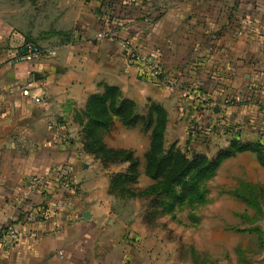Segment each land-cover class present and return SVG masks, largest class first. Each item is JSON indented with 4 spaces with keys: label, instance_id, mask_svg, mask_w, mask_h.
Instances as JSON below:
<instances>
[{
    "label": "crops",
    "instance_id": "obj_1",
    "mask_svg": "<svg viewBox=\"0 0 264 264\" xmlns=\"http://www.w3.org/2000/svg\"><path fill=\"white\" fill-rule=\"evenodd\" d=\"M107 1L0 0V236L8 225L23 231L13 248L0 247V264L174 263L164 232L158 238L153 228L159 215L122 212L108 190L110 166L81 148L75 115L103 84L136 103L165 107L178 99L183 111L195 105L189 89L200 87L212 93L216 111L241 117L248 133L242 141H254L250 133L264 128V109L256 108L264 105V0H154L164 12L152 22L140 18L138 6ZM108 6L123 25L112 40L97 39L114 27ZM28 40L52 54L17 60ZM125 47L154 56L179 90L142 79ZM63 168L70 183L55 184ZM35 176L43 184L29 189ZM204 188L206 202L178 230L184 259L177 264H264V246L252 251L264 245V165L257 153L222 159ZM38 208L47 217L29 220Z\"/></svg>",
    "mask_w": 264,
    "mask_h": 264
},
{
    "label": "trees",
    "instance_id": "obj_2",
    "mask_svg": "<svg viewBox=\"0 0 264 264\" xmlns=\"http://www.w3.org/2000/svg\"><path fill=\"white\" fill-rule=\"evenodd\" d=\"M115 1L120 0H108L107 3L108 5H113ZM125 2L140 8L142 11V17L140 18L142 20L145 17L144 12H148L146 15L148 22L156 21L164 12V7L154 4V0H125ZM108 8L111 9L108 14V22L114 21L112 26H114L115 31H119L120 26L123 24L118 16L114 17V9L110 6ZM102 86V91L91 94L85 103L83 114L86 117V122L82 124L83 151L93 156V158L99 156L103 160L113 162L121 159L129 160V175L123 173L112 175L108 190L118 198L137 197L133 193L125 195L124 193L118 194L116 191L117 186L121 185V182L127 180L135 181L137 179V159L132 155L131 151L105 148L100 137L95 135V133L97 128L108 125L111 115L119 117L125 126H134L142 123L144 130L151 128L149 149L145 153V174L153 180V183L141 190L140 194L145 197L147 202L145 210H148L149 214L154 217L157 215H169L174 219L175 211L181 205L188 204L194 208L204 204L206 202L204 182L213 175L221 160L226 157L240 151L252 150L257 153L259 162L264 165V143L259 140L242 141L240 122L235 118V120H232L230 115L222 110H218L215 115L212 114L213 107L218 105L215 103L212 93L203 91L200 87H197V89L201 92L203 91L207 96L204 102L207 109L201 111L200 114L207 121L204 120L205 122H194L192 124L193 127L190 129L192 139L200 140L201 143L206 142L205 138L210 132L215 130L216 123L220 120L224 122V132H230L233 135L228 145L218 149L212 158L201 152H194L188 155L174 144L168 146L165 150L166 116L163 108L151 104L147 115L143 117L136 113L134 101L124 97L119 87L108 84H103ZM256 108H258L257 112H259L264 109V105L260 104ZM257 112L255 114H258ZM53 182L55 184H69V171L66 168L58 171L54 175ZM45 211L46 214L42 216L35 210V217L28 216V218H30L29 220H43L47 217V210L45 209ZM189 216L192 217V212H189Z\"/></svg>",
    "mask_w": 264,
    "mask_h": 264
},
{
    "label": "rangeland",
    "instance_id": "obj_3",
    "mask_svg": "<svg viewBox=\"0 0 264 264\" xmlns=\"http://www.w3.org/2000/svg\"><path fill=\"white\" fill-rule=\"evenodd\" d=\"M192 89L197 90V88L195 87H192ZM187 97H190V100L193 103L200 100V97H196L195 94H192V92L189 93ZM170 100L172 101H169V103H167L165 107L160 103L151 102L150 99H143L139 103H136L134 101L136 113L143 117L147 115L151 104H155L163 108L166 116L164 133L165 150L168 146L174 144L176 147L186 152L188 155H191L194 152H201L207 157L212 158L215 155L216 151L224 147L225 144L230 140L229 136L224 132L223 125H216L215 130L210 132L209 135L205 138L206 142L201 143L200 140H193L191 133H189V127H191L194 122H205L207 120H205L204 117L199 115L200 111L197 110L198 106L195 105L197 108H195L194 106L192 107V109L185 108L183 111V109H181V105L179 104L178 99L171 98ZM83 111L84 108L81 112L75 115V120L80 126V140L82 150L84 144V142L82 141V124L86 122V117L83 114ZM237 111L240 114L241 111H239L238 109ZM216 113L217 111H212V114L215 115ZM251 120L257 122L258 119L251 118ZM239 122L241 124V136H244L245 138L246 136H248V133L247 128L244 127L245 125L243 124V122H241V117H239ZM250 134L253 135L252 139L254 140H257L261 137L264 138V128L261 127L259 128V130H253ZM95 135L100 137L101 142L105 148L113 150L131 151L132 155L137 159V179L135 181L127 180L121 182V185L119 184V186H117L116 191L118 192V194L124 193L125 195H130L131 193H133L137 195V197L134 198H120L121 208L123 210L122 212L128 213L132 216L134 215V212L137 214H145V207L147 202L145 200V197L140 194V191L143 190L146 186L153 183V180L145 174V153L149 149L151 128L148 130H144L142 123H138L134 126H125L124 124H122L121 119L119 117L111 115L108 120V125L106 127L97 128ZM245 139H247V137ZM135 154H137L138 156H136ZM93 159H95L104 168L110 166L108 168L110 176H114L115 174L120 173L129 175V160L121 159L113 162L110 160H103L99 156ZM207 186L208 190L209 188L212 189V182L209 181L207 183ZM216 192L218 194L217 197H222V195L225 194L223 190H216ZM199 206L200 205L195 206L193 208L188 204L181 205L175 211L176 218L174 219L164 215H159L158 217L154 218L153 228L157 231L156 236L158 238H161V232H164L163 239L166 237L165 240L169 243V246L171 247L170 254L174 256L173 264H177V262L179 263L184 259L183 254L181 252L182 249L180 248V240L177 238L178 230H183L185 226L184 224L186 223L184 221H186L187 219L186 214L189 212L193 213L194 210H197ZM205 208L206 207H202L201 209H198V212ZM221 208L223 209L224 207L222 206ZM241 224L243 226H249L250 222L242 221ZM263 246L264 245L261 246L260 243V246H258V248L254 246L252 248V251L255 253L261 252ZM191 257H193L192 253ZM249 257L254 256L249 254Z\"/></svg>",
    "mask_w": 264,
    "mask_h": 264
},
{
    "label": "built area",
    "instance_id": "obj_4",
    "mask_svg": "<svg viewBox=\"0 0 264 264\" xmlns=\"http://www.w3.org/2000/svg\"><path fill=\"white\" fill-rule=\"evenodd\" d=\"M148 12H144V18L143 20L148 22V17L146 16ZM122 28V27H121ZM113 33L114 28L106 27L102 31L98 32L96 35L97 39H113ZM126 53H128V60L131 62H135L138 65V74L139 76L148 81H152L155 84L159 86H163L166 88H169L170 90H176L180 87L179 81H177L176 78L167 75L162 67L159 64V61L150 54H143L139 51H136L134 48L125 47ZM52 54V51L42 49L39 47L35 42L28 40L23 44L21 52H19L16 55V59L19 61H25V62H32L36 59H39L42 56H50ZM31 83H28L27 86H30ZM189 89V92L192 94H195L196 97H200V100L195 102V105L198 106L197 110L205 111L207 109V106L205 105V101L207 99L206 95H203L200 93L201 91ZM23 95H29L28 88L22 89ZM32 100L34 102H40L41 98L38 96H33ZM214 110V107H213ZM216 125H224V122L222 120L218 121ZM193 126L189 127V130ZM190 133V132H189ZM229 136V139L233 137V135L228 132L225 133ZM257 140L264 143V138H258ZM43 177H33L31 178L28 183L27 187L29 189H35L41 184H43ZM70 183V182H69ZM37 211L43 216L46 214V211L44 208H38ZM23 233V231L19 230L14 225H8L4 229L3 233L0 236V247L3 249H11L15 246L17 240L19 239V236Z\"/></svg>",
    "mask_w": 264,
    "mask_h": 264
},
{
    "label": "water",
    "instance_id": "obj_5",
    "mask_svg": "<svg viewBox=\"0 0 264 264\" xmlns=\"http://www.w3.org/2000/svg\"><path fill=\"white\" fill-rule=\"evenodd\" d=\"M214 111H216V107H214ZM84 215L86 216V215H87V213H86V214L84 213Z\"/></svg>",
    "mask_w": 264,
    "mask_h": 264
}]
</instances>
